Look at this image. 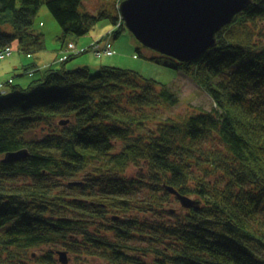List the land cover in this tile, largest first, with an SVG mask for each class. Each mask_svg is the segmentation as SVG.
<instances>
[{
  "label": "trees",
  "instance_id": "obj_1",
  "mask_svg": "<svg viewBox=\"0 0 264 264\" xmlns=\"http://www.w3.org/2000/svg\"><path fill=\"white\" fill-rule=\"evenodd\" d=\"M89 1L0 0V51L15 41L27 55L46 49L33 28L43 5L68 46L102 21L115 37L126 29L123 0H97L95 11ZM262 23L264 0H254L198 58L147 57L184 71L211 110L167 115L180 102L173 86L119 66L66 68L79 54L66 45L27 86L6 83L0 264H62L61 251L89 264H264ZM21 150L28 156L9 161Z\"/></svg>",
  "mask_w": 264,
  "mask_h": 264
},
{
  "label": "rangeland",
  "instance_id": "obj_2",
  "mask_svg": "<svg viewBox=\"0 0 264 264\" xmlns=\"http://www.w3.org/2000/svg\"><path fill=\"white\" fill-rule=\"evenodd\" d=\"M87 6L90 10L95 11L98 2L97 0L89 1ZM33 28L37 32L45 34L46 49L34 55H27L20 50L19 42L15 41L12 44L13 53L5 59H0V90L7 88L6 83L10 80L14 84L27 86L33 79L30 72L37 68L44 69L51 64L56 65L62 62V58L67 54V51H62L66 45L60 38L62 28L46 5L41 7ZM260 28L264 31V23H262ZM114 29L115 26L111 21L106 20L98 23L94 30L86 36L69 37V41L73 40L76 42L73 43L75 46L77 44L81 46L87 44L83 49L79 48L81 52L85 49L87 51L82 54L78 52L77 56L66 63V68L89 67L92 73H96L105 65L119 66L136 70L145 77L171 85L180 93V102L175 107L168 109L167 115H184L199 109L211 110L213 108L214 102L212 98L184 71L149 60L147 57L161 56V53L143 45L127 27L117 37L112 34ZM93 40L101 41L102 46L111 44V47L117 53L113 55H97L92 44L89 45ZM139 48L143 53L142 55L137 52ZM67 50L71 51L70 45ZM133 173H136L135 168H132L131 174ZM171 207L180 208V205L174 203ZM70 258V264H89L92 260L83 257L79 261L72 255ZM96 264L102 263L97 261Z\"/></svg>",
  "mask_w": 264,
  "mask_h": 264
},
{
  "label": "water",
  "instance_id": "obj_3",
  "mask_svg": "<svg viewBox=\"0 0 264 264\" xmlns=\"http://www.w3.org/2000/svg\"><path fill=\"white\" fill-rule=\"evenodd\" d=\"M254 0H123L120 17L146 47L179 61H191L217 45V33L233 22ZM28 156L26 150L10 153L9 161ZM184 207L200 203L169 188ZM60 262L69 264L65 251Z\"/></svg>",
  "mask_w": 264,
  "mask_h": 264
},
{
  "label": "built area",
  "instance_id": "obj_4",
  "mask_svg": "<svg viewBox=\"0 0 264 264\" xmlns=\"http://www.w3.org/2000/svg\"><path fill=\"white\" fill-rule=\"evenodd\" d=\"M94 50L96 51L97 55H103V54H107V55H112L115 53V51L113 50V48L111 47V44H108L105 47H102L99 42H96L93 44ZM76 46L74 44L70 45V50H75ZM13 49L11 46L6 47L5 49L0 51V59H4L5 57L11 55Z\"/></svg>",
  "mask_w": 264,
  "mask_h": 264
},
{
  "label": "crops",
  "instance_id": "obj_5",
  "mask_svg": "<svg viewBox=\"0 0 264 264\" xmlns=\"http://www.w3.org/2000/svg\"><path fill=\"white\" fill-rule=\"evenodd\" d=\"M93 41H94V40H93ZM93 41H92V42H93ZM92 42L89 43V45H90V44H93L95 41H94L93 43H92ZM72 43H76V42H75V41H72L71 44H72ZM85 45H87V44H83L82 46H81L80 44H77V45H76V50H75V51H72V52L74 53V52H77V51H78L79 53H81V51H80L81 49H79V48H82V49H83L84 47H86ZM67 49H68V45L66 46L65 50H67ZM63 52H65V51L63 50ZM78 52H77V53H78Z\"/></svg>",
  "mask_w": 264,
  "mask_h": 264
},
{
  "label": "bare ground",
  "instance_id": "obj_6",
  "mask_svg": "<svg viewBox=\"0 0 264 264\" xmlns=\"http://www.w3.org/2000/svg\"><path fill=\"white\" fill-rule=\"evenodd\" d=\"M71 45V44H70ZM87 50V49H86ZM82 51H84V50H82Z\"/></svg>",
  "mask_w": 264,
  "mask_h": 264
}]
</instances>
